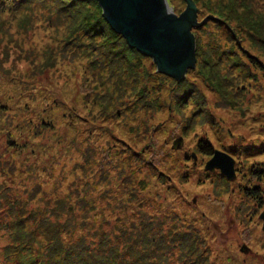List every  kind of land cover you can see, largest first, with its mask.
<instances>
[{
	"label": "rangeland",
	"instance_id": "1",
	"mask_svg": "<svg viewBox=\"0 0 264 264\" xmlns=\"http://www.w3.org/2000/svg\"><path fill=\"white\" fill-rule=\"evenodd\" d=\"M191 1L192 16L200 24L190 28L196 39L194 68L186 67L179 82L158 71L153 58L136 48V54L130 55L131 65L121 61V71L114 76L101 55L98 72L87 69L89 58L82 56L83 49L71 52L68 48L67 53L58 47L79 20L64 32V25L57 26L53 14L49 13L52 19L39 14L25 32L16 19L3 17L0 152L5 149V162H14H8L10 168L19 166L27 172L26 162H35L30 155L33 148L48 164L58 155L68 157L67 145L72 147L78 140L93 148L95 158L100 157V164L108 168L113 163L102 152L108 146L123 148L119 156L137 150L149 162H157L158 171L170 170L179 197L167 194L175 198L172 201L185 222L210 244L207 251L214 264H264V231L258 219L264 211V185H257V195L248 192L257 181L263 182L255 173L264 168V72L248 69L243 55L248 52L264 64V0L255 4L251 0ZM166 2L176 16L187 4V0ZM86 10L101 12L99 1L93 0ZM104 38L98 36L90 42L98 46ZM94 87L96 93L85 100V91ZM184 88L190 90L183 99ZM74 99L81 107V119L73 118L65 107L76 104ZM37 112L48 126L40 130L36 141L19 148L30 128L40 122ZM29 119L34 120L32 125L26 123ZM199 140L233 159L234 179L228 180L219 168H206L214 156L200 152ZM228 146L238 151L233 152L237 158ZM17 150L20 152L14 153ZM70 151L72 158L75 150ZM185 154L190 157L186 163ZM55 164L65 174L70 171L69 162L64 167ZM184 164H188L187 172L181 168ZM2 177L8 179L0 174V181ZM160 191L158 199L164 201L167 188L163 185ZM2 234L0 230V243Z\"/></svg>",
	"mask_w": 264,
	"mask_h": 264
},
{
	"label": "trees",
	"instance_id": "2",
	"mask_svg": "<svg viewBox=\"0 0 264 264\" xmlns=\"http://www.w3.org/2000/svg\"><path fill=\"white\" fill-rule=\"evenodd\" d=\"M251 2L256 3V0ZM91 3L93 0H0V35L5 31L2 22L5 16L16 19L18 28L25 32L31 29V20L39 14L49 19H52L49 13L53 14L57 26L64 25V32L79 20L78 27L63 37L59 51L83 49L82 56L89 58L87 69L95 71L101 55L109 62V73L114 76L121 71V61H129L131 65L130 55L136 54V49L129 48L100 11L86 10ZM98 36L105 38L95 46L90 41ZM100 48L104 51H98ZM243 55L248 69L264 72L262 62L248 52ZM83 85L81 83V87ZM184 89L183 99L190 90ZM95 93L96 87L86 90L88 97L84 99ZM74 102L76 104L65 107L73 118L81 119L84 116L77 105L79 102L77 99ZM38 115L39 112L37 118ZM39 118L40 122L30 128L32 132L22 139L23 145L19 148L36 141L34 138H38L40 130L47 128L43 116ZM33 121L29 119L26 123L32 125ZM77 141L72 147L67 145L68 157L58 155L48 164L31 149L35 162H26L27 172L21 171L19 166L10 168L14 162L9 158L5 162V149L0 152V174L8 178L2 177L0 181V230L3 233L0 264H214L207 251L210 244L200 238L194 226L185 222L184 215L177 210L178 205L172 201L175 198L171 196L179 195L175 194L178 188L170 170L158 171L157 162H149L137 150L119 156L123 148L116 150L112 146L102 150L112 161V169L104 167L100 164L102 159L95 158L93 148H86ZM197 145L203 154H214L209 143L199 140ZM227 148L234 156L238 153L232 146ZM70 149L75 150L72 158ZM95 149L101 152V148ZM17 152L20 151L14 153ZM187 155L183 157L184 163L190 160ZM67 162L71 165L68 173L57 169L55 163L64 167ZM187 166L184 164L181 168L187 172ZM71 174L73 177L69 179ZM255 175L264 176V168L257 169ZM163 185L167 188L166 194L173 193L160 201ZM172 205L174 209L170 210Z\"/></svg>",
	"mask_w": 264,
	"mask_h": 264
},
{
	"label": "water",
	"instance_id": "3",
	"mask_svg": "<svg viewBox=\"0 0 264 264\" xmlns=\"http://www.w3.org/2000/svg\"><path fill=\"white\" fill-rule=\"evenodd\" d=\"M98 1L107 24L122 35L130 49L136 48L151 56L158 71L178 81L183 78L186 67L194 68L195 37L190 28L200 24L192 16L191 0H187L184 12L178 16L172 13L166 0ZM213 156L206 168H219L228 179H234L233 159L218 150H214ZM261 229L264 231V219Z\"/></svg>",
	"mask_w": 264,
	"mask_h": 264
},
{
	"label": "flooded vegetation",
	"instance_id": "4",
	"mask_svg": "<svg viewBox=\"0 0 264 264\" xmlns=\"http://www.w3.org/2000/svg\"><path fill=\"white\" fill-rule=\"evenodd\" d=\"M258 179L259 180H263V182H256V184H254V188L255 189H253V187H250L249 189H248V192H251V194L252 195H257V193H260V191L257 189V185L258 186H260V185H264V176H259L258 177ZM261 201H263L262 199L261 200H259V203L261 202ZM261 205V204H260ZM263 208V207H262ZM258 219H259V221H260V223H261V225L263 224V219H264V211H263V214H262V217H258ZM244 250H246V248H243Z\"/></svg>",
	"mask_w": 264,
	"mask_h": 264
}]
</instances>
